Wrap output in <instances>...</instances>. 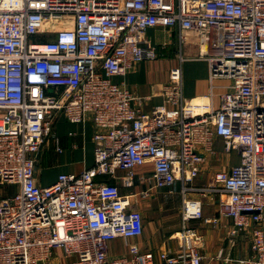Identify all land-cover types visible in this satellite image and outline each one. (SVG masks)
<instances>
[{
    "label": "built area",
    "instance_id": "1",
    "mask_svg": "<svg viewBox=\"0 0 264 264\" xmlns=\"http://www.w3.org/2000/svg\"><path fill=\"white\" fill-rule=\"evenodd\" d=\"M154 28L176 29L210 78L229 82L217 108L184 98L180 67L148 112L113 81L157 59L146 37ZM60 115L93 125V165L42 187L35 165ZM215 136L238 163L191 187ZM54 148L61 152L56 139ZM146 164L155 188L171 193L181 182L182 221L203 218L190 194H212L223 199L230 237L249 231L252 256L225 264H264V0H0V186L15 188L0 196V264H53L55 249L69 264H156L135 245L125 257L106 253L108 241L143 227L133 195L103 178L123 171L121 186L131 189ZM178 235L177 251L160 262L201 264V235L184 226Z\"/></svg>",
    "mask_w": 264,
    "mask_h": 264
},
{
    "label": "crops",
    "instance_id": "2",
    "mask_svg": "<svg viewBox=\"0 0 264 264\" xmlns=\"http://www.w3.org/2000/svg\"><path fill=\"white\" fill-rule=\"evenodd\" d=\"M146 37L157 52V59L134 65L125 76L113 79L115 83L122 84L133 97L143 99L140 105L143 112H148L163 103L161 97L163 85L168 79L169 71L176 67L181 69L184 98L202 102L209 100L214 108L218 107L219 97L225 92L229 82L223 78H210L208 64L196 58L195 47L190 44L180 47L176 29H149ZM160 59L163 60L158 61ZM93 133L94 127L90 122L72 124L67 122L64 116H58L52 136L44 144L35 165L37 184L44 187L53 183L60 174H78L90 168L93 165ZM55 139L61 148L60 153L55 151ZM213 150V154L205 155L202 160L199 175L192 181L191 187H205L216 172H228L238 163L237 156L229 157L227 161L216 158L218 151L223 152L221 138L216 136L213 138ZM50 167L56 168L51 178L45 174L46 168ZM152 170L151 164L134 169V187L131 189L121 186V178L125 175L123 171H118L115 179L103 178L107 183L117 185L122 194L133 195L132 210L140 215L143 227L138 237L130 239L118 237L108 241L106 253L109 258L128 256L129 246L135 245L141 253L152 254L156 264H163L159 260V254L177 251L178 234L183 226L195 229L202 237L198 250L201 264H225V258L239 259L252 256L248 230L234 238L230 237L232 223L229 218L222 215L220 203L223 199L219 200L217 195L212 194L202 199L198 194H190L189 198L201 200L203 218L182 221L181 182H174L171 193L163 188H155L151 180ZM4 186H0V196L7 199L12 196L15 188ZM146 191V195L142 194ZM205 219L209 222H205ZM50 262L69 264L70 259L65 258L61 250L55 249L52 251Z\"/></svg>",
    "mask_w": 264,
    "mask_h": 264
},
{
    "label": "rangeland",
    "instance_id": "3",
    "mask_svg": "<svg viewBox=\"0 0 264 264\" xmlns=\"http://www.w3.org/2000/svg\"><path fill=\"white\" fill-rule=\"evenodd\" d=\"M163 59H160V60H158V61H162ZM228 82V81H227ZM238 157V154H237V152L236 151H234V150H232L230 153H228V154H225L224 152H221V151H218V154L216 155V158L217 159H219V160H224V161H227V159L229 158V157ZM55 169L56 168H53V167H50V168H46V170H45V174L47 175V176H49V178H51L52 177V174H53V172L55 171ZM4 187H6L7 189H8V187L7 186H4Z\"/></svg>",
    "mask_w": 264,
    "mask_h": 264
}]
</instances>
